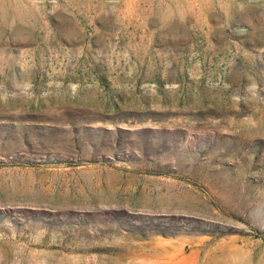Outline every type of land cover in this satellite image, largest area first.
Returning a JSON list of instances; mask_svg holds the SVG:
<instances>
[{"label": "rangeland", "instance_id": "obj_1", "mask_svg": "<svg viewBox=\"0 0 264 264\" xmlns=\"http://www.w3.org/2000/svg\"><path fill=\"white\" fill-rule=\"evenodd\" d=\"M0 264H264V0H0Z\"/></svg>", "mask_w": 264, "mask_h": 264}]
</instances>
